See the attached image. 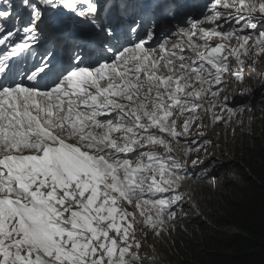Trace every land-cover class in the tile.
Returning a JSON list of instances; mask_svg holds the SVG:
<instances>
[{
  "label": "snow or ice",
  "instance_id": "snow-or-ice-1",
  "mask_svg": "<svg viewBox=\"0 0 264 264\" xmlns=\"http://www.w3.org/2000/svg\"><path fill=\"white\" fill-rule=\"evenodd\" d=\"M183 7L0 0V264H143L136 215L157 237L175 228L188 161L153 146L172 152L160 134L176 139L189 128L186 121L183 133L176 130L173 109L195 113L202 95L218 96L213 85L225 83L230 56L239 66L231 75L242 81V57L264 54V31L254 40L240 34L264 22V0H209L203 19L188 15L186 27L177 22ZM47 11L73 15L97 41L88 47L45 36ZM222 18L246 22L225 30L216 23ZM40 37L50 46L31 63ZM213 38L222 42L212 46Z\"/></svg>",
  "mask_w": 264,
  "mask_h": 264
},
{
  "label": "trees",
  "instance_id": "trees-1",
  "mask_svg": "<svg viewBox=\"0 0 264 264\" xmlns=\"http://www.w3.org/2000/svg\"><path fill=\"white\" fill-rule=\"evenodd\" d=\"M261 109L264 106L252 117L264 113ZM252 127L250 122L248 133L241 134L246 143L240 158L251 176L240 163L223 165L227 168L218 171L216 193L199 198L203 210L210 214L204 211V216L212 224L208 226L196 217L189 226L180 227L177 235L156 237L163 264H264V115L257 142L249 146ZM142 261L160 264L154 258Z\"/></svg>",
  "mask_w": 264,
  "mask_h": 264
},
{
  "label": "rangeland",
  "instance_id": "rangeland-1",
  "mask_svg": "<svg viewBox=\"0 0 264 264\" xmlns=\"http://www.w3.org/2000/svg\"><path fill=\"white\" fill-rule=\"evenodd\" d=\"M231 44L235 45L236 41H234ZM260 56L262 58V61L259 60V63H260L259 66L263 67L264 66V54H261ZM234 61H236L235 58H234ZM229 74H231V73H229ZM250 79H251V76H249L246 80L247 82L244 83L243 81L238 80L233 75L231 77L227 76V78H226L227 86L223 90L218 92L219 93L218 96H212L211 93H209V95L202 97L201 100L199 99L197 101V103H199L201 105V107L198 108V110L202 111V112L203 111L208 112L207 118L205 117L206 113L204 115H202L200 117V119H198V117H196L195 120L196 119L198 120V124L197 123H189V128H188L187 133L177 137L178 139L184 138L183 140H189L190 137H185V136L197 135L199 133L200 134L203 133L205 136L203 138L211 141V143L205 144V149L207 151V155L210 158H212L213 156H216L217 159L216 160L213 159L214 162L212 161V162L208 163L206 165V167H204L205 170L202 171L201 173H204V174L208 173V175L205 178L204 177L200 178L201 185H205L202 188H203V190H206L207 194L210 191H214V190L216 193V190L218 187L215 188V187H213V185H215V183H219L220 180L214 181V177L217 179L220 178V176L217 172L220 171L222 168H227L226 166H223V165H228L230 163L235 164L237 161H241V159H240L242 157L241 155H243V153H244V147L243 146L246 143L245 136L242 137L241 134L243 132H245V134L248 133L246 128L248 127V124L250 122H253L254 126L251 128L253 130V133L250 134L252 137L251 138L252 141L249 142L248 145L252 146L253 144H255L257 142L258 130H260V128H262L261 127V121H260L261 116L253 118V117H250V115L249 116L246 115L247 112L245 109L246 107L244 105L246 102H250V100L248 98H243V101H242V99L235 100L233 98L235 95L241 96L242 91H244L245 94H250V93L256 94V96L259 98L260 105L264 106V98H261L264 95V84H263L264 81L262 83V80H259V77L257 76V79L259 80L258 84L261 85V88H259L258 86L254 88V87H252L254 81L251 82ZM231 87H233V89H231ZM225 97H227L228 99L225 100ZM247 99L249 101H247ZM256 103H258V100ZM228 108L233 109L232 115H229V113L227 111ZM242 110H243V112H242ZM214 116H220L221 119L219 121L214 120V118H213ZM206 119H210L212 121L209 126H206ZM182 128L184 129V127H182ZM208 129H210V132L208 131ZM263 129L264 128H262V130ZM238 131H241L240 134H237ZM209 133H211L212 135L209 136ZM234 133H236V134H234ZM250 135L248 137H250ZM166 141L168 142V144L171 147L174 145L175 148L177 149V151L174 152L177 159H180L181 156L183 158V152H185L186 150L188 151V160H189V162L187 164L188 166H193L191 164V160H193V159H199L200 160L201 158H204V161H202V162L206 161V163H207L209 161V157H206L207 155L202 156V154H204V153H200V151H199V149L203 143V140H201V141L198 140V143L193 145V147L191 149H188L187 147L182 146L180 144V141H177L176 139H173L172 137H169L168 139H166ZM156 146L160 149H165L163 146H160V145H156ZM178 151H180V153H181L180 155H179ZM202 151H204V150H202ZM211 154H213V155H211ZM221 161H222V163H221ZM218 165H220L219 168H218ZM213 170H214V173L211 175V172ZM183 186H186V184H183ZM183 189L184 188L182 187L181 190H183ZM189 191H190L191 197L195 201H197L199 198H196V196L194 194H195V191H198V190L191 187ZM183 194H184V198H183V202H182V208L178 212L175 220L178 219V217L180 215H182V213L189 208V203H190L191 199H190L188 190L186 189L183 192ZM165 195H171V193H168ZM195 206H196L195 208L191 209V214H193V215H198V214L204 215L205 210H203V209L200 210L201 208H198V205H196V204H195ZM125 207H126L127 211H129V212L133 211V208L131 206L125 205ZM205 213H206V215L210 216V214H207L206 211H205ZM201 215H200L201 220L204 221V223L208 224V226H210L212 224V222L208 219V217L207 216H201ZM141 219L142 218L139 217V215L137 214L136 215V221L137 222L134 225H136V230L138 232H141V236L138 237V239H137V232L134 230L135 231V241L140 242L141 240L146 238L148 242H151V240L153 239L152 234L154 236V231L150 228H146L142 223H140ZM129 221H131V218H129ZM138 225H141V227H139ZM176 229H177L176 224H175V228H173L172 225L169 224V227H167L166 232L169 235H172L171 231L176 230ZM154 238H156V236H154ZM133 251H136V249L133 248ZM140 252L148 253L149 249L146 246L141 245V247L139 249V253ZM167 261L168 260H166V262Z\"/></svg>",
  "mask_w": 264,
  "mask_h": 264
},
{
  "label": "bare ground",
  "instance_id": "bare-ground-1",
  "mask_svg": "<svg viewBox=\"0 0 264 264\" xmlns=\"http://www.w3.org/2000/svg\"><path fill=\"white\" fill-rule=\"evenodd\" d=\"M257 15H259V14H257ZM256 22V21H255ZM257 24L259 23H262V21H257L256 22ZM223 28H224V24H222L221 25ZM258 28H262V29H260V30H255L253 33L254 34H252L251 33V35H252V37H253V40H254V38H255V36L256 35H258V33L260 32V31H264V25H260ZM248 32H251V31H253V30H247ZM250 44L252 43V41H250L249 42ZM212 46H215L216 44H217V42L216 41H212ZM155 47H157V46H155ZM252 52L254 53L255 52V49H253L252 50ZM261 55V54H260ZM260 55H252L251 56V58H248V57H242V59H244V61H245V63H244V66H243V70H242V72H241V75L243 76V82L245 83V82H247L246 80H247V78L249 77V76H251V82H253L254 81V83H253V86L252 87H259V88H261V85L260 84H258V81L259 80H262V83H263V81H264V66L262 67V66H259V60H261L262 61V58H261V56ZM253 61H255V63L253 62ZM254 67V68H253ZM239 68V66L237 65V62L236 61H234V57H229V69H230V71L231 70H237ZM225 75H227L228 77H231L232 75L231 74H229V73H225ZM257 76L259 77V80L257 79ZM235 77V76H234ZM249 82V81H248ZM264 84V83H263ZM197 87H199V85H197ZM204 87L205 88H207L208 86L207 85H204ZM231 89H233V87H231ZM262 92V91H261ZM201 98H202V96L200 97V100H201ZM261 98H264V95L261 97ZM249 100H251L250 102H246L245 103V109H246V115L247 116H249L250 115V117H252L253 116V113H254V111L259 107V106H262V105H260V103H259V98L256 96V94H252L251 96H250V98H248ZM247 99V101H249ZM258 100V103H256V101ZM242 101H243V99H242ZM206 104V103H205ZM255 105H256V107H255ZM207 106V105H206ZM198 109V108H197ZM244 110V109H243ZM243 110H242V112H243ZM262 111L264 110V109H261ZM206 113V115H205V117L207 118V111H203V112H201L200 114H199V116H198V119H200V117L202 116V115H204ZM263 115H264V113L263 112H261L260 113V115H257L256 117H258V116H261V118H263ZM254 118V117H253ZM191 121L193 122V123H197L198 124V120L196 119V120H193V119H191ZM260 121H261V119H260ZM211 120L210 119H206V126H209L210 124H211ZM253 123V122H252ZM253 126H254V124H253ZM211 129V128H210ZM210 129H208V131L210 132ZM246 129H248V127L246 128ZM179 132H184V129L183 128H180L179 129ZM237 132V131H236ZM240 132L241 131H238V133L237 134H240ZM243 133H245V132H243ZM166 134V133H165ZM165 134H161V136L163 137V138H166V136H165ZM234 134H236V133H234ZM212 134L211 133H209V136H211ZM185 137H190V139L191 140H193L192 141V144H194V143H198V140H203V143H202V145H201V147H200V149H199V151H200V153H204V154H202V156H206L207 155V151H206V149H205V143H204V141L206 140L205 138H203V137H205L204 136V134L203 133H199V134H197V135H190V136H185ZM169 141V140H168ZM173 148H172V152L171 153H168L167 152V150L166 149H164L163 150V154L162 155H171V156H173L174 158H176V155H175V153H174V151H175V146L173 145L172 146ZM202 150H204V151H202ZM190 155V154H189ZM196 155V154H195ZM211 155H213V154H211ZM244 155V154H243ZM206 157H209L208 155L206 156ZM205 157V158H206ZM232 158V157H231ZM202 159V160H201ZM200 160H201V163H199L198 165H196L195 167L194 166H189L190 168H191V171H192V173L193 174H195L196 175V180H194V181H192L191 183H189V184H187L186 186H183V190H181L180 189V192L181 193H183L186 189L188 190V192H189V196H190V203H189V208L187 209V210H185L183 213H182V215H180L179 217H178V219H176L175 221H174V223L177 225V229L176 230H173V231H171L172 232V235H169L167 232H164L168 237H172L174 234L175 235H177V233L179 232V229H180V227H182V226H189V224H190V222L191 221H194V219L196 218L193 214H191V209H193V208H195L196 206H195V204L196 205H198V208H201V209H203L202 208V203H201V201H200V199H198L197 201H195L192 197H191V195H190V188L191 187H193L194 189H196V190H198V191H195V196H196V198H201L202 199V195L203 194H207V192H206V190H203V186H205V185H201V183H200V178L201 177H203L200 173L202 172V171H204L205 170V168L204 167H206V165L208 164V163H210V162H214V160L213 159H217L216 158V156H213L212 158H210L209 157V161L206 163V161L205 162H202V161H204V158H201ZM184 160H187L188 162H189V160H188V155L187 156H185V152H183V161ZM217 163V162H216ZM221 163H222V161H221ZM236 163H240V165L244 168V170H245V172H247V174L249 175V176H251L250 175V172L248 171V169H246V166L244 165V161L242 162V161H237ZM221 165V164H220ZM188 166V165H187ZM219 168V167H218ZM217 168V169H218ZM214 173V170L211 172V175ZM218 173V172H217ZM209 177V176H208ZM220 179V178H219ZM219 179H217V178H215L214 177V181H219ZM213 187H215L216 188V183H215V186L213 185ZM215 191V190H214ZM213 193V191H210L208 194H212ZM139 227H141V225H138ZM167 227H169V225L167 226ZM133 229L137 232V239H138V237H140L141 236V232H138L137 230H136V225H133ZM176 232V233H175ZM174 235V236H175ZM154 236H156L155 235V233H154ZM154 236H153V234H152V240H151V242H148L147 241V239L145 238V239H143V240H141L140 242L138 241V243L140 244V245H143V246H146L148 249H149V252L148 253H144V252H140L139 253V256H140V258L142 259V260H144V259H148V258H154L157 262L158 261H160L159 263L160 264H163L162 262H161V260H162V258H161V256H160V254H159V251H158V249H157V246H156V244H155V240H156V238H154ZM157 237V236H156Z\"/></svg>",
  "mask_w": 264,
  "mask_h": 264
}]
</instances>
